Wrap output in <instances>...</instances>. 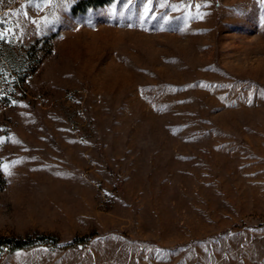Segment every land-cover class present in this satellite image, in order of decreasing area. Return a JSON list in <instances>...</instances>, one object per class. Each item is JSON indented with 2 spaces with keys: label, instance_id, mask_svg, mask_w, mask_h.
Here are the masks:
<instances>
[{
  "label": "rangeland",
  "instance_id": "obj_1",
  "mask_svg": "<svg viewBox=\"0 0 264 264\" xmlns=\"http://www.w3.org/2000/svg\"><path fill=\"white\" fill-rule=\"evenodd\" d=\"M79 1L0 0V264H264V0Z\"/></svg>",
  "mask_w": 264,
  "mask_h": 264
},
{
  "label": "trees",
  "instance_id": "obj_2",
  "mask_svg": "<svg viewBox=\"0 0 264 264\" xmlns=\"http://www.w3.org/2000/svg\"><path fill=\"white\" fill-rule=\"evenodd\" d=\"M113 0H80L74 7V12H83L90 7L103 6L111 3ZM51 238V239H50ZM78 239L74 238L72 242H76ZM53 242L56 243V239L49 237L44 234H37L35 236L26 237H13V236H3L0 237V251L1 249L8 247L10 249H18L29 247L39 243Z\"/></svg>",
  "mask_w": 264,
  "mask_h": 264
},
{
  "label": "snow or ice",
  "instance_id": "obj_3",
  "mask_svg": "<svg viewBox=\"0 0 264 264\" xmlns=\"http://www.w3.org/2000/svg\"><path fill=\"white\" fill-rule=\"evenodd\" d=\"M33 23H35V21H33ZM3 24V21L0 20V25ZM18 22L16 24V27H18ZM11 32V34L14 36L15 35V29L13 28L12 30H9ZM7 34V32H0V39H4L5 38V35ZM9 175L11 174L10 172L8 173Z\"/></svg>",
  "mask_w": 264,
  "mask_h": 264
}]
</instances>
